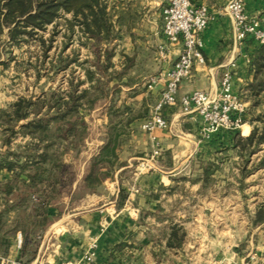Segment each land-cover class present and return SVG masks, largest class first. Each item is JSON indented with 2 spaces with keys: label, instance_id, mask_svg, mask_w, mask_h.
<instances>
[{
  "label": "crops",
  "instance_id": "obj_1",
  "mask_svg": "<svg viewBox=\"0 0 264 264\" xmlns=\"http://www.w3.org/2000/svg\"><path fill=\"white\" fill-rule=\"evenodd\" d=\"M167 1L161 0L160 12L153 18L149 30L143 29V13L146 11L142 3L135 1L134 5H123L122 11L113 9L118 32L113 40H121V50L127 53L131 61L121 60L122 66L129 67L131 64L134 67L153 68L161 59L164 64L160 67L174 65L181 45L167 41L163 31L162 8ZM228 1L192 0L196 5H207L210 12L209 24L202 33L204 62L196 61L192 75L180 83L178 102L164 107L163 114L170 123L169 128L157 129L153 133L141 131L140 128L133 130L128 143L121 145L120 166L114 175L103 181L105 185L99 191L84 192L78 206L52 221L39 240L35 259H48L53 264L77 261L89 249L91 241L97 239L96 257L90 264H150L155 255L159 256L157 251L160 249H156V245H162L167 257L171 256L174 260L181 257L185 264L191 255L198 261L211 259L223 264H235L253 256L257 264H264L263 238L251 241L245 249H239L236 247L238 243L232 241L234 233H231L232 238L225 244L231 245L232 252L223 248L210 253L208 244L202 238H190L193 234L198 236L199 232L208 239L207 225H202V222H207L206 213L220 210L225 198L233 195L230 183H226L230 177L217 171L206 177L201 163L210 159L216 151L232 147L236 131L247 136L253 127L245 122L237 130L221 128L208 132L202 117L196 112H183L179 101L183 94L195 89L217 91L227 68L233 71V90L237 94L254 78L250 56L257 42L247 39L241 44L234 43L233 22L225 9ZM245 6L249 13L264 19V0H246ZM144 34L151 36L152 41L144 42ZM135 52L137 54L133 56ZM232 63L235 65L232 66ZM162 89V85L153 88L155 102ZM139 122L135 120L133 126ZM139 126H142L141 123ZM157 145L161 148V154L152 168L140 170L136 166L135 171L128 170L133 164L132 160L152 152ZM86 164L89 165L88 159ZM12 175L5 168L0 171V180H9ZM234 190L239 192L238 187ZM230 206L235 207L233 204ZM175 224L183 227L185 235L182 244L173 247L167 245V237ZM150 227L153 235L155 231L164 229V237H150ZM18 233L20 231L11 238L7 251L3 249L0 235V264L34 261L19 260L21 248L16 245ZM192 246L194 250L189 249Z\"/></svg>",
  "mask_w": 264,
  "mask_h": 264
},
{
  "label": "trees",
  "instance_id": "obj_2",
  "mask_svg": "<svg viewBox=\"0 0 264 264\" xmlns=\"http://www.w3.org/2000/svg\"><path fill=\"white\" fill-rule=\"evenodd\" d=\"M67 13L70 17L65 16ZM113 15L108 0H0V40L6 34L2 42L8 52L7 59H0V64L7 66L9 61L18 58L11 46H21L37 38L44 50L43 58L37 60L40 66L34 64L37 79L43 74L51 76L69 68L78 60L75 52L71 56L59 55L57 59H51L48 70L43 71L51 46L43 32L51 24L56 27L58 20L64 18L68 36H74L78 25L84 37L83 44L94 53V58L81 64L92 62L96 67L94 70L85 66L86 78L74 80L71 77L69 88L64 91L42 88L36 95H20L7 107L0 108V171L6 167L13 174L9 180H0L1 244L7 250L11 238L20 231L23 244L19 260H33L39 243L37 236L61 215L55 199L62 195L72 179L68 156L78 154L84 148L89 130L86 110L93 109L101 97L109 95L106 89L109 79L102 74L114 67L115 51L113 47L103 49L102 45L110 44L118 34ZM255 41L257 46L250 56L254 78L239 94L250 102L244 121L253 127L247 136L236 131L232 147L220 149L225 153L231 148L241 158L237 163L241 188L245 178L253 172L248 168L252 155L264 144V43ZM2 52L0 49V56ZM85 81L89 82L88 87H81ZM115 102L112 96L104 142L90 158L83 178L88 189L97 188L107 177L113 176L115 166L120 165L117 149L121 146L122 135L136 118L131 113L132 107L121 109ZM19 135L22 140L15 142ZM220 152L201 163L206 177L218 171L220 163L216 157ZM258 165L264 166V154ZM252 222L254 225L264 223V200L257 206ZM184 235L183 227L175 224L167 237V245L180 246Z\"/></svg>",
  "mask_w": 264,
  "mask_h": 264
},
{
  "label": "rangeland",
  "instance_id": "obj_3",
  "mask_svg": "<svg viewBox=\"0 0 264 264\" xmlns=\"http://www.w3.org/2000/svg\"><path fill=\"white\" fill-rule=\"evenodd\" d=\"M135 1H137L138 4L142 3L144 6L146 12L143 13V15L145 14L143 29L149 30L153 24V18L156 17V15L160 12V6L162 4L161 0H108L110 8L115 9L116 12L119 10L122 11L123 5L127 6L129 4L135 3ZM65 16L70 17V14L67 13ZM6 30L7 29H5V33ZM43 36L46 38L47 43L51 41V46L48 50L47 62H45L46 68H43V71H47L50 66L49 61L51 59H57L59 55L71 56L73 55L72 53L75 52L78 55V60L73 62L67 69L59 70L53 73L51 76L43 74L40 79H37L36 68L34 67V64L40 66L39 61L37 64V60L39 58H43L44 51L40 41L37 38L30 39L28 42L22 43L21 46H11L13 53L17 55L18 58L14 61H9L7 66L0 64V108L7 107L20 95H36L40 93L42 88H56L64 91L69 88V79L71 77H74V80L86 78L84 71L85 66H90L91 69L94 70L96 69V67L93 65L94 63L92 62H84V65L81 64V62L84 60H91L94 58V53L91 52V48L83 44L84 37H82L78 25L75 26L74 36L69 37L65 20L64 18H60L56 27H54L52 24L49 25V28L43 32ZM4 39H6V34H4L0 40V49L3 50L0 59H7L8 57V52L4 50V44L2 42ZM142 39L144 42L145 40L152 41V37L145 34L143 35ZM167 41L169 40L167 39ZM121 45L122 42L119 38L113 40L110 42V44L104 43L102 45L103 49L113 47L115 51V56L113 57L114 67H110L108 71H106V74H102L106 80L109 79V85L108 88H106L109 92V95L107 97H101L95 103L93 109L86 110V119L89 123V130L84 140V148L78 154L74 153L72 156H68L67 161L70 170L69 176L72 179L66 189L63 190L62 195L55 199L56 204L61 210V214L68 213V211L78 206L83 198L84 192L99 191L103 185H105L102 182V184L97 188L88 189L83 182V178L87 173L89 166L86 164V160L88 159L89 161L92 155L97 153L99 147L104 142L107 122L109 121L108 111L110 106V98L113 96L116 100V106L121 109H124L127 106L132 107L131 113L136 116L134 121H132L130 125L127 126L125 132L122 135L121 145L127 144L128 140L134 133L133 130L140 128L141 131L147 132L141 128L142 126L140 127L139 125L140 123L142 125L143 121L151 115L153 106L155 104L156 96L152 93L153 88L149 87V79L154 75H159L161 72L171 67H160L164 64L163 59H161L160 63H157V65H155L153 68L134 67L131 66V64H129V67H124L120 63L121 60H125L128 63L131 61L126 55L127 53L122 52ZM135 54H137V52L132 53L133 56H135ZM120 76L122 77L121 79ZM88 85L89 82L85 81L81 87H88ZM249 104L250 102L248 101V105ZM135 120L140 121L137 126H133L135 125ZM257 123L259 124L260 122ZM20 140H22V137L19 135L17 136L15 142ZM261 147V149H258L252 155V162L248 164V168L253 172L245 178V184L242 188L240 187L239 180L237 179V173H239L237 163L241 162V158L237 157V154L234 153V150L231 148H229V150L225 153H221L220 150L216 151L220 152L217 153L218 158L216 157L220 163L217 172H224L228 175V177H230V180L226 181V183H230L229 186L233 195L225 198L224 206H222L220 210H217L215 213H206L208 216L206 220L207 222H202V225H207L206 229L208 230V239H210V241L205 239V237H203V235H201L199 232H197L198 236L194 234L190 236L192 240H201L202 238L204 243L208 244L209 246V253L213 250L221 251L223 248L229 252H232L231 245L225 244V242L232 238L231 233H234L232 241L238 243V246L236 247L239 249L247 248V246H250V242L253 240H257L259 238L264 239V224L257 227L258 225H254L252 222L257 206L264 200V166L258 165L261 157L264 154V144ZM120 148L121 146L117 149L118 162H120ZM150 153L151 151L148 154ZM139 161L140 159L132 160L133 164H131V167H129L128 170L132 172L135 171ZM119 166V164L115 166L116 168L114 169V173L119 168ZM5 168L6 167L3 169ZM6 169L9 170L8 168ZM237 187L239 189L238 193H236L234 190ZM232 204L235 206L234 208H231L230 205ZM214 222L215 224H212ZM210 226H213V228ZM193 227H195V225ZM148 231L150 232L149 236H154L156 239L163 238L165 234H162V232H165L164 229L162 231H155L154 235L152 234L151 227ZM43 234L44 232L39 233L37 236V241L42 238ZM157 236H159V238H157ZM152 245L155 246L154 244ZM9 246H11V244ZM159 246L156 245L155 247L156 249H160L157 251L159 256L156 257L155 255L150 264H185V260L181 257L175 260L172 259L171 256L167 257V254L163 252L164 249L161 247L162 245ZM38 248L39 243L33 260H36L35 257L38 254ZM189 249L194 250L195 248L192 246L189 247ZM187 264H219V261L211 259L198 261L196 260V257L191 255V259H187Z\"/></svg>",
  "mask_w": 264,
  "mask_h": 264
},
{
  "label": "built area",
  "instance_id": "obj_4",
  "mask_svg": "<svg viewBox=\"0 0 264 264\" xmlns=\"http://www.w3.org/2000/svg\"><path fill=\"white\" fill-rule=\"evenodd\" d=\"M246 0H229L225 9L233 22V40L241 44L249 38L264 43V19L246 10ZM164 21L163 31L166 38L174 45H181V50L174 65L149 79V87L162 85L163 89L155 102L151 115L142 123V128L153 133L157 129H168L169 121L163 114L167 105L178 102L180 83L193 73L196 61L204 62L202 52V33L210 21L209 8L205 4L196 5L192 0H168L162 8ZM235 64L232 63V66ZM182 110L185 113H198L206 125L208 132L221 128L240 129L247 111L248 102L233 90V71L227 68L223 73L220 88L217 91L195 89L180 97ZM161 154L157 145L153 151L140 158L137 168L140 170L153 167L155 159ZM18 248L22 246V236L16 239ZM97 239H93L89 249L77 261H66L62 264H90L96 257ZM13 264H18L14 262ZM27 264H53L48 259H36ZM221 264V263H219ZM235 264H257L254 257L244 258Z\"/></svg>",
  "mask_w": 264,
  "mask_h": 264
}]
</instances>
